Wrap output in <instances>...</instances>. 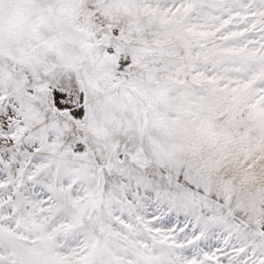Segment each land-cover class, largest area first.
Masks as SVG:
<instances>
[{"label": "snow or ice", "instance_id": "1", "mask_svg": "<svg viewBox=\"0 0 264 264\" xmlns=\"http://www.w3.org/2000/svg\"><path fill=\"white\" fill-rule=\"evenodd\" d=\"M0 264H264V0H0Z\"/></svg>", "mask_w": 264, "mask_h": 264}]
</instances>
